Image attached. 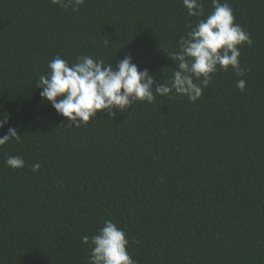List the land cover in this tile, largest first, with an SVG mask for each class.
<instances>
[{"label":"trees","instance_id":"obj_1","mask_svg":"<svg viewBox=\"0 0 264 264\" xmlns=\"http://www.w3.org/2000/svg\"><path fill=\"white\" fill-rule=\"evenodd\" d=\"M201 3L197 18L183 0H0V136H21L0 146V264H87L82 238L106 220L137 264H264V0H227L252 39L246 71L218 67L196 102L157 96L74 127L36 88L53 58L81 55L131 54L168 83L180 37L212 11Z\"/></svg>","mask_w":264,"mask_h":264},{"label":"clouds","instance_id":"obj_2","mask_svg":"<svg viewBox=\"0 0 264 264\" xmlns=\"http://www.w3.org/2000/svg\"><path fill=\"white\" fill-rule=\"evenodd\" d=\"M52 3L76 11L84 0H52ZM183 5L189 16H204L201 0H183ZM244 43L251 45V36L235 23L227 0L224 3L212 0V11L190 26L187 34L177 42L179 51L169 56L176 67L168 83L157 82L147 68L139 69L131 54L114 65L81 55L72 64L60 56L53 58L48 62L50 71L39 76L36 88L42 89V99L51 102L56 112L74 127L96 119L98 112H106L110 119H114V109L123 112L137 101L153 103L157 96L174 93L196 102L218 67L225 72L231 67L237 76L245 74L239 59V46ZM237 87L243 92L246 81L238 80ZM7 123V119L0 120V129ZM20 138L17 129L9 127L0 136V146ZM5 163L14 170L25 167V161L20 156H9ZM40 167L36 163L32 165V171L36 172ZM82 243L91 248L87 264H137L127 250L129 241L125 231L112 220H106L98 229V234L91 238L83 237Z\"/></svg>","mask_w":264,"mask_h":264}]
</instances>
